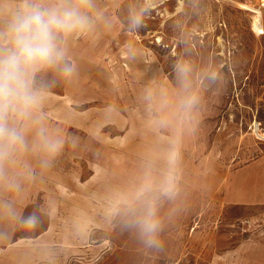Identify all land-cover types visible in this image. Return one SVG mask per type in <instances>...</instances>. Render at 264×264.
Listing matches in <instances>:
<instances>
[{
    "label": "rangeland",
    "instance_id": "rangeland-1",
    "mask_svg": "<svg viewBox=\"0 0 264 264\" xmlns=\"http://www.w3.org/2000/svg\"><path fill=\"white\" fill-rule=\"evenodd\" d=\"M13 2L0 0V7ZM96 4H112L120 26L109 43L114 97L105 103L113 113L108 114L112 122L98 129L97 155L56 157L63 170L53 182L62 206L74 202L80 226L87 228L84 250L72 264H219L241 239L250 243L264 233V205L225 204L219 188L227 169L264 156V0ZM249 4H261L263 12L248 10ZM141 8L148 9L141 26L129 30L130 13ZM179 63L191 66L192 91L200 102L190 113L178 108L177 118L172 111L182 94L175 71ZM208 73L216 79H207ZM41 77L54 81L49 90L62 92L66 79L50 72ZM46 114L52 116L49 106ZM158 119L166 126L158 127ZM172 147L179 153V191L174 201L159 202L164 246L155 251L123 229L109 209L142 182L147 163L151 179L159 182ZM41 200L38 195L25 215H35L37 225H19V235L46 226Z\"/></svg>",
    "mask_w": 264,
    "mask_h": 264
},
{
    "label": "clouds",
    "instance_id": "clouds-1",
    "mask_svg": "<svg viewBox=\"0 0 264 264\" xmlns=\"http://www.w3.org/2000/svg\"><path fill=\"white\" fill-rule=\"evenodd\" d=\"M147 11L141 8L130 13L129 30L141 26ZM98 23L111 27V20L98 9L96 0H14L10 7H0V192L18 195L24 181L37 178L24 157L33 156L36 167L47 170L62 151L64 141L46 126L43 112L54 81L38 79V74L50 72L71 78L76 67L68 57V40L93 32ZM175 71L182 89L178 107L190 113L200 102L199 95L192 91V68L179 63ZM206 78L214 81L216 76L208 73ZM145 98L151 102L152 93ZM155 123L164 127L167 121L158 119ZM178 161L179 153L175 147L170 148L167 169L156 183L151 179L152 164L147 163L142 182L131 193L121 195L109 209L110 215L120 218V226L147 249H163L164 221L158 205L162 199L177 198ZM18 164L20 169L16 170ZM0 217L28 228L38 223L35 215L23 217L12 199L2 197Z\"/></svg>",
    "mask_w": 264,
    "mask_h": 264
},
{
    "label": "crops",
    "instance_id": "crops-1",
    "mask_svg": "<svg viewBox=\"0 0 264 264\" xmlns=\"http://www.w3.org/2000/svg\"><path fill=\"white\" fill-rule=\"evenodd\" d=\"M97 7L111 20V27L106 28L98 23L93 32L69 38L68 57L75 64L76 71L66 79L62 92L49 90L44 100L45 124L64 141L57 157L97 155L98 129L112 122L108 114L113 113V106L105 103L114 97L109 43L120 32V26L113 15L112 4H97ZM76 105L86 107L78 110ZM48 106L52 116L46 114ZM178 108L176 105L172 111L177 118ZM63 109L68 110L67 115L62 114ZM73 126L79 131H71L75 128ZM23 159L32 164L37 178L24 181L20 194L13 196L0 192V197L12 199L17 210L25 217L28 207L41 195V210L47 213L48 220L39 232L19 235V223L0 217V264H72L84 250L87 228L80 226L79 209L74 202L67 208L62 206L55 187L57 182L53 181L58 178L56 173L63 169L59 167L57 158L47 170L37 168L36 160L31 155ZM19 169L18 164L16 170ZM226 172L219 179L222 202L230 205H264V156ZM72 199H75V195ZM218 262L264 264V233L257 238L252 237L250 243L241 239L233 251Z\"/></svg>",
    "mask_w": 264,
    "mask_h": 264
},
{
    "label": "bare ground",
    "instance_id": "bare-ground-1",
    "mask_svg": "<svg viewBox=\"0 0 264 264\" xmlns=\"http://www.w3.org/2000/svg\"><path fill=\"white\" fill-rule=\"evenodd\" d=\"M154 4V3H153ZM248 4V3H247ZM156 5V4H155ZM155 5H152V7H155ZM250 6H249V9L248 10H250V11H252V9H254L255 8V10H257L260 14L263 12V11H260V9L262 8V5L261 4H259V6H254V5H251V4H249ZM261 7V8H260ZM245 8V7H244ZM258 8H260V9H258ZM246 9V8H245ZM247 10V11H248Z\"/></svg>",
    "mask_w": 264,
    "mask_h": 264
},
{
    "label": "built area",
    "instance_id": "built-area-1",
    "mask_svg": "<svg viewBox=\"0 0 264 264\" xmlns=\"http://www.w3.org/2000/svg\"><path fill=\"white\" fill-rule=\"evenodd\" d=\"M252 129H253V127H252Z\"/></svg>",
    "mask_w": 264,
    "mask_h": 264
}]
</instances>
